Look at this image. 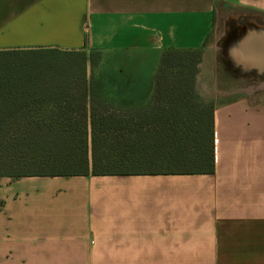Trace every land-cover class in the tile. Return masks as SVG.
I'll return each mask as SVG.
<instances>
[{
  "label": "crops",
  "instance_id": "0c3cea01",
  "mask_svg": "<svg viewBox=\"0 0 264 264\" xmlns=\"http://www.w3.org/2000/svg\"><path fill=\"white\" fill-rule=\"evenodd\" d=\"M220 8L264 17V0H0V51L97 53L106 99L147 104L162 54L202 50ZM251 93L215 106L210 174L0 178V264H264Z\"/></svg>",
  "mask_w": 264,
  "mask_h": 264
},
{
  "label": "trees",
  "instance_id": "16d2710c",
  "mask_svg": "<svg viewBox=\"0 0 264 264\" xmlns=\"http://www.w3.org/2000/svg\"><path fill=\"white\" fill-rule=\"evenodd\" d=\"M190 52L162 54L150 101L125 110L136 124L107 115L111 107L96 104L86 79L79 94L71 91L75 64H96L97 53L0 51V178L212 173L214 105L162 102L172 56ZM151 123L152 135L134 129Z\"/></svg>",
  "mask_w": 264,
  "mask_h": 264
},
{
  "label": "rangeland",
  "instance_id": "374dc122",
  "mask_svg": "<svg viewBox=\"0 0 264 264\" xmlns=\"http://www.w3.org/2000/svg\"><path fill=\"white\" fill-rule=\"evenodd\" d=\"M245 28L264 30V17L234 9L220 8L215 15L214 27L205 47L199 51L172 56V65L165 72L170 76V83L163 82L167 88L164 89L162 97L166 95L167 99L162 102L171 101L172 104L189 102L191 104L194 101H207L215 107L228 100L245 97L250 92H252V97H258L259 101H264V88H260L264 85V72L243 71L233 64L228 55L229 49L234 46ZM31 57H25L23 60L33 59ZM95 61L91 59L83 66L75 64L74 75L70 78V88H73L71 91L74 90V93L79 94L81 81L86 79L93 89L94 96L101 102H96V104H106L111 107L108 109L107 115L114 114L119 120L132 117V123H143L137 121L136 114H125V110H138L146 104H117L113 100L106 99L109 95L101 93L100 85H96L98 78L95 68L98 62L95 64ZM106 65L102 67V72L111 75L106 78V81H115L118 72ZM104 67L106 68L104 69ZM78 103L79 101H73L71 104ZM183 119L188 123L189 120L186 116H183ZM154 124L137 125L134 126V129L143 128L140 130L141 134L149 136L154 133V130H150ZM148 126L150 128H147ZM155 133L157 132L155 131ZM98 134L99 137L102 136L99 132ZM108 140L107 142H109Z\"/></svg>",
  "mask_w": 264,
  "mask_h": 264
},
{
  "label": "water",
  "instance_id": "95a60500",
  "mask_svg": "<svg viewBox=\"0 0 264 264\" xmlns=\"http://www.w3.org/2000/svg\"><path fill=\"white\" fill-rule=\"evenodd\" d=\"M231 61L243 71L264 72V30L245 28L237 42L229 49Z\"/></svg>",
  "mask_w": 264,
  "mask_h": 264
},
{
  "label": "bare ground",
  "instance_id": "6f19581e",
  "mask_svg": "<svg viewBox=\"0 0 264 264\" xmlns=\"http://www.w3.org/2000/svg\"><path fill=\"white\" fill-rule=\"evenodd\" d=\"M261 87L264 88V85H262Z\"/></svg>",
  "mask_w": 264,
  "mask_h": 264
},
{
  "label": "flooded vegetation",
  "instance_id": "af4514ba",
  "mask_svg": "<svg viewBox=\"0 0 264 264\" xmlns=\"http://www.w3.org/2000/svg\"><path fill=\"white\" fill-rule=\"evenodd\" d=\"M260 88H262L261 86H260ZM259 89V88H258Z\"/></svg>",
  "mask_w": 264,
  "mask_h": 264
}]
</instances>
